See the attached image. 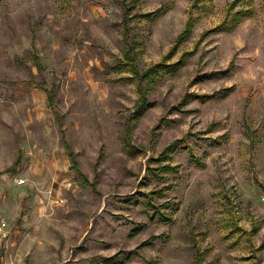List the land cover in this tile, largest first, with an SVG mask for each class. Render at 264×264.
Listing matches in <instances>:
<instances>
[{
	"label": "rangeland",
	"instance_id": "1",
	"mask_svg": "<svg viewBox=\"0 0 264 264\" xmlns=\"http://www.w3.org/2000/svg\"><path fill=\"white\" fill-rule=\"evenodd\" d=\"M196 1L0 0V264H264V0Z\"/></svg>",
	"mask_w": 264,
	"mask_h": 264
},
{
	"label": "trees",
	"instance_id": "2",
	"mask_svg": "<svg viewBox=\"0 0 264 264\" xmlns=\"http://www.w3.org/2000/svg\"><path fill=\"white\" fill-rule=\"evenodd\" d=\"M240 1L241 0H234L232 2V4L230 5V8L233 9ZM213 2H214V0H197L196 3H195V6L198 9L201 8L202 11L203 10H208L212 6ZM199 4H201V6ZM193 25H194V20L190 16L188 18L187 22H186L184 30L181 33H179V35L177 36L176 41H175V45L173 46V48L169 52L168 56L169 55L170 56L173 55L177 45L180 44V43H183L190 36ZM125 59H126L125 63L122 62L121 64L124 67L129 66L132 69V71L137 73L136 65L134 64V60L130 56L129 53H126ZM182 63L183 62H182L181 59L176 61V62H174V63H169V64H167L165 62L164 63H158V64L154 65L153 67H151L148 71H146V73H144V75L147 76V77L153 76V75H156L160 70H163V69H166V71H168V72H176L181 67ZM230 89H231L230 87H227V88H225V91H229ZM214 96H215V94L212 93V94L201 95L200 97L203 100H207V99L213 98ZM139 109H140V107H139ZM178 143L179 142H175V143L170 144L169 147L166 148L165 153L166 152H173L174 150H176L178 148ZM66 148L69 150L68 154L72 158L74 166L77 167L75 154H74L73 151H71V149H70L71 147H70L69 143H66ZM168 167H169V165H168ZM82 178L86 182V179L83 176H82ZM112 259L113 258H108L107 260L111 261Z\"/></svg>",
	"mask_w": 264,
	"mask_h": 264
},
{
	"label": "built area",
	"instance_id": "3",
	"mask_svg": "<svg viewBox=\"0 0 264 264\" xmlns=\"http://www.w3.org/2000/svg\"><path fill=\"white\" fill-rule=\"evenodd\" d=\"M18 183H23L24 180L23 179H16Z\"/></svg>",
	"mask_w": 264,
	"mask_h": 264
}]
</instances>
